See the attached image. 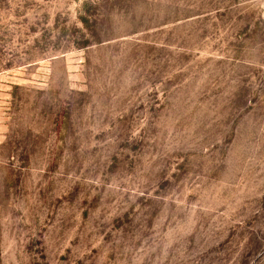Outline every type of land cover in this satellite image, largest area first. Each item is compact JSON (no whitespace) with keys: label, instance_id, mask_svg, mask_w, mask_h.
Wrapping results in <instances>:
<instances>
[{"label":"rangeland","instance_id":"1","mask_svg":"<svg viewBox=\"0 0 264 264\" xmlns=\"http://www.w3.org/2000/svg\"><path fill=\"white\" fill-rule=\"evenodd\" d=\"M0 264H264V0H0Z\"/></svg>","mask_w":264,"mask_h":264}]
</instances>
